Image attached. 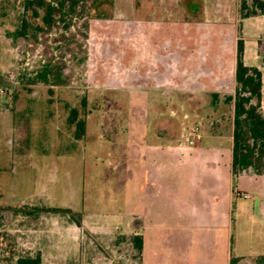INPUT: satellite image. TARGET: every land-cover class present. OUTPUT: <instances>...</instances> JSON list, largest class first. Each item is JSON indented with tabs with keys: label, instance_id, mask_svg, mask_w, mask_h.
<instances>
[{
	"label": "rangeland",
	"instance_id": "1",
	"mask_svg": "<svg viewBox=\"0 0 264 264\" xmlns=\"http://www.w3.org/2000/svg\"><path fill=\"white\" fill-rule=\"evenodd\" d=\"M185 2L114 0L108 18L73 16L67 31L60 24L34 42L11 37L20 19L27 17L23 0H0V263L13 264L22 256V241L12 240L10 230L23 228L27 220L23 216L37 213L36 207L21 205L10 210L6 205L33 201L69 208L75 217L108 218L107 223L90 224V232L112 237L100 239L105 256L114 258L116 264H132L135 250L121 235L133 231L132 223L123 220L128 215L125 207L132 173L100 141L117 135L132 138V122L138 119L142 128L164 140L181 137L183 123V127L199 129L207 119L216 121L214 130L220 124L227 133L232 110L224 105L223 97L234 94L230 67L234 37L227 29L220 48L182 47V38L197 39L199 45L201 39H208L194 32L196 16L182 8L197 12L198 0ZM210 29L206 27L205 32L212 35ZM173 50L184 51L186 57L169 67L177 66L181 72L176 79L168 78L163 66L164 56ZM199 54L204 55L203 65L190 59ZM215 58L224 64L213 68ZM46 62L63 64L65 79L31 83ZM199 65L211 71L198 73L195 67ZM170 87L181 88L183 93L169 94ZM138 88L153 91L140 95ZM145 102L152 104L150 111L141 108ZM155 107L162 109L160 121L153 118ZM261 107L264 112L263 103ZM170 117L176 122L174 128ZM221 142V165L227 169L230 153ZM128 161L131 166L133 157ZM235 185L251 199H237L228 239L213 228L199 235L184 231L183 252H174L168 264H197V260L198 264H223L220 252L225 238L232 255L241 253L252 259L264 254V219L254 202L264 203V192L237 180ZM60 216L71 221L69 215Z\"/></svg>",
	"mask_w": 264,
	"mask_h": 264
},
{
	"label": "crops",
	"instance_id": "2",
	"mask_svg": "<svg viewBox=\"0 0 264 264\" xmlns=\"http://www.w3.org/2000/svg\"><path fill=\"white\" fill-rule=\"evenodd\" d=\"M183 1L185 4L186 0ZM198 4V11L192 14L188 13L185 7L182 8L187 14L196 16L193 19L194 32L208 39H201L203 44L199 45L197 39L194 42V40L182 38L180 45L184 48L193 45L220 48L224 45L221 40L224 31L229 29L228 32L234 37L230 44V67L235 73L236 42L239 38L238 0H198ZM206 27H211L212 35L205 32ZM221 32H223L222 35ZM240 35L244 45V63L259 67L260 57L257 49L258 40L264 35V15L243 19ZM180 52L173 50L164 56L163 66L168 78H180L181 72L177 70V66L171 70L169 68L186 58L182 55L184 51L182 54ZM197 57L192 56L190 59H197V63L203 65L204 55L199 54ZM212 63L213 68L214 64L216 66L224 64L219 58H215ZM195 69L198 73L211 71L209 66L199 65ZM262 78L264 79V74ZM263 79L261 104H264ZM157 81L158 79L155 82ZM179 89L181 88L170 87L166 91L169 94L183 93ZM152 91V88H138L136 92L141 95ZM148 105L152 104L145 102L141 108L150 111ZM159 108L155 107L156 114L153 117L157 121L164 116L162 109ZM170 119L172 120V117ZM182 119H186V116H182L181 123ZM228 121L229 125L223 126L228 128L227 133H224L225 128L222 129L219 124L214 130L213 123L216 121L207 119L205 125L199 128L198 138L193 145H189L184 140L183 132L190 129L188 125L183 127L184 123L181 125V137L164 140L154 135V132L150 134L142 128L140 119L132 122L134 129L132 138L117 135L111 141L104 138L100 141V143H106L108 154L114 159H119L120 165L126 172L132 173V191L127 194L129 197L127 207L124 206L128 210V215L127 218L123 216V220L132 223L133 231L121 234L122 236H142V251L138 257L135 252L133 253L132 264H168L174 252L175 254L183 252L184 246L181 239L184 231L192 230L199 235L213 228L219 234L226 235L228 239L232 212L237 206V199L243 198L245 194L236 187L235 180L240 181L242 186L252 185L257 191L264 192V175L242 172L234 178L232 174V114ZM174 122L175 120H172L170 123L173 128L176 123ZM222 140L230 153L227 169L221 165ZM130 157H133L131 166L128 161ZM254 202L256 211L261 212L260 217L264 219V203L258 202L257 199ZM21 205L36 207L37 213L23 216L27 219L23 228L10 230L12 240L22 241L20 245L23 247V254L19 258L34 257L39 254L40 264H116L114 258H108L103 254L102 244H100V239L112 237H108L105 232H95V235L90 232V224L98 221L107 223L108 218L82 215L80 225H77L73 221L63 220L60 214L51 212L44 214L45 211L40 208L52 207L40 202L8 203L6 206L12 207L10 210H13L14 207ZM139 221L142 225H137ZM226 238L220 252L223 264H230L232 257L236 258L235 264H256L255 259L264 255H255L256 257L252 259H248V256L241 253L232 255V251L227 248ZM158 257L159 259L156 260ZM17 260L13 264H18ZM179 261L183 262V260ZM195 262L199 263V260Z\"/></svg>",
	"mask_w": 264,
	"mask_h": 264
},
{
	"label": "trees",
	"instance_id": "3",
	"mask_svg": "<svg viewBox=\"0 0 264 264\" xmlns=\"http://www.w3.org/2000/svg\"><path fill=\"white\" fill-rule=\"evenodd\" d=\"M114 0H23V9L27 17L20 19L19 24L11 33L15 40L37 42L38 37L49 33L62 24V30L67 31L72 17L108 18L112 12ZM264 15V0H238L239 38L236 42L235 88L234 94L223 97L224 105L232 110V174L236 178L242 172L264 175V112L261 107L262 76L264 73V35L258 40L257 52L260 57L259 67L244 63L243 40L241 38V21L246 18ZM60 27V26H59ZM87 28V23H83ZM62 54L61 57H65ZM65 79L64 65L46 62L31 78V83L49 84L50 81L61 82ZM83 122L79 123L81 128ZM80 128V129H81ZM80 133L78 134V136ZM42 211L69 215L71 221L80 225V216L68 208H40ZM128 238V243L136 257L142 251L143 239L140 235L122 236ZM236 258L230 259L235 264ZM18 264H40V256L21 257ZM256 264H264V255L255 259Z\"/></svg>",
	"mask_w": 264,
	"mask_h": 264
},
{
	"label": "built area",
	"instance_id": "4",
	"mask_svg": "<svg viewBox=\"0 0 264 264\" xmlns=\"http://www.w3.org/2000/svg\"><path fill=\"white\" fill-rule=\"evenodd\" d=\"M0 92H2V90H0ZM199 135V129L197 127H193L189 130H185L183 137L184 140L189 144V145H193L194 141L198 138ZM243 198L244 199H248L251 198L249 195L247 194H243ZM7 254V253H6Z\"/></svg>",
	"mask_w": 264,
	"mask_h": 264
}]
</instances>
